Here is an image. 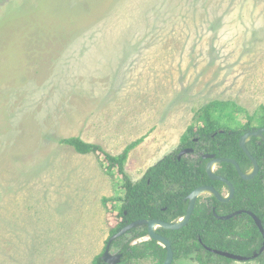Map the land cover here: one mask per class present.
Segmentation results:
<instances>
[{"label":"rangeland","instance_id":"rangeland-1","mask_svg":"<svg viewBox=\"0 0 264 264\" xmlns=\"http://www.w3.org/2000/svg\"><path fill=\"white\" fill-rule=\"evenodd\" d=\"M216 101L256 124L264 0H0V264H93L121 221L118 169L61 138L117 155L144 137L136 181Z\"/></svg>","mask_w":264,"mask_h":264},{"label":"trees","instance_id":"trees-1","mask_svg":"<svg viewBox=\"0 0 264 264\" xmlns=\"http://www.w3.org/2000/svg\"><path fill=\"white\" fill-rule=\"evenodd\" d=\"M226 106L225 102L216 101L201 108L196 113L200 127L190 125L178 147L151 165L136 181L127 172L126 163L131 150L142 142L144 137L128 144L117 155L110 153L101 144L87 142L79 136L59 140L73 146L82 154H96L105 168H117L122 176L125 196L120 212L121 221L111 227L110 238L126 225L139 219L173 222L184 217L189 207L188 197L198 187L212 185L221 191V181L210 177L206 170L207 159L202 155L193 157L191 154L179 159L180 151L193 148L195 153L236 159L244 172L250 168L252 161L240 146V139L246 131L264 127V105L261 106L254 125L238 121L237 113L227 111ZM222 129L224 132H221ZM247 147L257 160L259 170L253 177L246 179L238 175L232 163L224 162V176L235 189L229 200L221 202L214 195L205 199L200 197L185 226L180 229L158 227V233L171 242L175 260L193 257L200 264H231L232 259L215 255L207 248L243 256H252L259 252L264 237L249 214L243 213L229 220L218 217L221 213L230 215L239 210H248L261 219L264 227V140L253 136ZM218 174L221 175V169ZM146 236L147 225H139L116 239L113 245L119 248V254L122 255L118 264H134L146 259L163 264L168 250L158 241L148 239L130 244L135 238ZM106 247L107 243L103 253L94 258L93 264H106L103 260ZM263 257L264 253H261L255 260Z\"/></svg>","mask_w":264,"mask_h":264},{"label":"water","instance_id":"water-1","mask_svg":"<svg viewBox=\"0 0 264 264\" xmlns=\"http://www.w3.org/2000/svg\"><path fill=\"white\" fill-rule=\"evenodd\" d=\"M252 136L263 137L264 136V128H260L258 130L247 132L240 139V146L243 148L245 153L251 158L252 163L254 164V172L252 175H247V173L243 172L241 170V167L239 166L238 162L235 159L220 158V157L218 158V157H215L214 154L204 155V158H210L211 159L209 164H208V168H207L208 174L210 175V177H212L214 179L225 181L231 187L230 197L233 196V194H234V191H235L234 186L228 180L222 178L220 175L215 173L213 171V169L211 168V165L214 162H218V163H221L223 161L229 162V163H232L236 166V168L238 169L239 174L242 178L247 179V178L253 177L259 169V164H258L257 160H255V158L252 156V154L250 153V151L247 147V142L249 141V139ZM192 151H193L192 148L185 149V150L181 151V153L179 155V159H181L183 156L187 155L188 153H190ZM204 189L212 190L214 193L213 195L220 201H227L230 198V197L224 198L221 195V192H219L213 186L198 187L189 196V207H188L187 214L184 217L179 218L177 221L165 222V221L159 220V219H139V220H136V221L126 225L125 227H123L118 233H116L115 235H113L109 239L106 250H105L104 255H103L104 262L106 264H117V263H119L121 261L122 255L121 254L113 255L111 253V247H112L113 242L116 239L122 237L123 235L129 233L131 229H133L139 225H147V227H148V238L158 241L159 244H162L168 250L167 258L163 264H172L174 261V251L172 248V244L169 241V239H167L163 235L159 234L157 229H158V227H164V228H168V229H180L183 226H185L189 222V220H190V218H191V216L195 210L197 200L201 196V192ZM241 213H242V211H238V212L232 213L230 215H225V216L219 215L218 217L221 218L222 220H229V219L233 218L234 216L241 214ZM249 214L254 218L257 226L260 229V232L262 233V235L264 237V227H263V223H262L261 219L257 215H255L254 213L249 212ZM207 249L209 251L213 252L215 255L224 256V257H227V258L232 259V260L248 261V260L256 259L264 251V242H263L261 250L252 256H243V255H238V254H234L231 252L222 251V250H218V249H212V248H207Z\"/></svg>","mask_w":264,"mask_h":264},{"label":"flooded vegetation","instance_id":"flooded-vegetation-1","mask_svg":"<svg viewBox=\"0 0 264 264\" xmlns=\"http://www.w3.org/2000/svg\"><path fill=\"white\" fill-rule=\"evenodd\" d=\"M261 128H264V127H261ZM258 129H260V128H258ZM258 129H254V130H258ZM254 130H248V131H246L245 133H247V132H250V131H254ZM221 132H224V130L222 129L221 130ZM244 133V134H245ZM253 137V136H252ZM251 137V138H252ZM256 137H259V136H256ZM264 137V136H263ZM250 138V139H251ZM259 138H261V137H259ZM249 139V140H250ZM262 139V138H261ZM196 140H198V139H196ZM263 140V139H262ZM260 144L262 143V142H260V141H258ZM248 143V142H247ZM190 149V148H189ZM193 149V148H192ZM185 150V149H184ZM183 151V150H182ZM180 153H181V151H180ZM189 154H191L193 157H195L194 156V154H195V149H193V151L192 152H190V153H188L187 155H189ZM180 155V154H179ZM202 155V157L204 158V155H206V154H200V155H198V156H196V157H199V156H201ZM215 155V154H214ZM215 157H216V155H215ZM221 158H226V157H223V156H221ZM204 159H207L208 161L206 162V170H207V172H208V164H209V162H210V158H204ZM251 159V158H250ZM236 160V159H235ZM237 161V160H236ZM252 161V160H251ZM225 161H223V162H221V163H217L216 162V165H215V168H213V171L215 172V173H217L218 174V171L221 169V175L220 174H218V175H220L222 178H224V179H226V180H228L227 178H225V176H224V165H223V163H224ZM217 164H219L218 165V167H216L217 166ZM239 164V163H238ZM253 164V163H252ZM234 165V164H233ZM254 165V164H253ZM235 166V165H234ZM240 166V165H239ZM211 167H212V165H211ZM241 167V166H240ZM235 168H236V166H235ZM254 167H252V165L250 166V168H248V170L245 172V173H247L248 171H250L251 169H253ZM236 170H237V172H238V175L240 176V174H239V171H238V169L236 168ZM241 170H242V168H241ZM259 170V169H258ZM243 171V170H242ZM244 172V171H243ZM258 172V171H257ZM253 174V173H252ZM251 174V175H252ZM257 174V173H256ZM210 176V175H209ZM241 177V176H240ZM214 179V178H213ZM218 180V179H217ZM219 181H221V191H219L218 189V191L219 192H221V195L224 197V198H228V197H230V194L229 193H231V187L225 182V181H223V180H219ZM229 181V180H228ZM230 182V181H229ZM231 183V182H230ZM232 184V183H231ZM233 185V184H232ZM207 186H212V185H207ZM214 187V186H213ZM235 192V191H234ZM214 194V193H213ZM213 194H208L207 196H210V195H213ZM234 195V194H233ZM202 196V195H201ZM200 196V197H201ZM199 197V198H200ZM232 197V196H231ZM230 197V198H231ZM229 198V199H230ZM188 199H189V197H188ZM228 199V200H229ZM221 202H225V201H221ZM222 211V210H221ZM239 211H242V213L241 214H238V215H242L243 213H246V214H249V212H251V211H248V210H239ZM238 212V211H237ZM251 213H253V212H251ZM250 215V214H249ZM256 215V214H255ZM221 216H225V215H223L222 213H221ZM237 216V215H236ZM251 216V215H250ZM252 217V216H251ZM253 218V217H252ZM253 220H254V218H253ZM177 221V220H176ZM254 222H255V220H254ZM256 223V222H255ZM257 225V224H256ZM259 228V227H258ZM146 237H148V236H146ZM146 237H142L143 239H145V240H148V238L146 239ZM134 240H136V239H134ZM134 240H132L131 241V245H133V244H136V243H138V242H142V241H144V240H142V239H139L138 241L136 240V241H134ZM134 241V242H133ZM133 242V243H132ZM264 242V241H263ZM262 248V247H261ZM261 248H260V250H261ZM259 250V251H260ZM262 253H264V251L262 252ZM120 263V262H119ZM118 264V263H117Z\"/></svg>","mask_w":264,"mask_h":264},{"label":"bare ground","instance_id":"bare-ground-1","mask_svg":"<svg viewBox=\"0 0 264 264\" xmlns=\"http://www.w3.org/2000/svg\"><path fill=\"white\" fill-rule=\"evenodd\" d=\"M215 165H216V162H214L213 164H212V169L213 168H215ZM254 172V168L253 169H251L250 171H248L247 172V175H251L252 173ZM208 194H213V191L212 190H210V189H204V190H202V192H201V195H208ZM148 238V237H147Z\"/></svg>","mask_w":264,"mask_h":264}]
</instances>
